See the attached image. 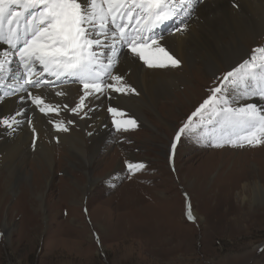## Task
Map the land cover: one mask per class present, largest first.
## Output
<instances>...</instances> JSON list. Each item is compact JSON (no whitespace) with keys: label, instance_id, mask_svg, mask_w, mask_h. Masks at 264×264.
Instances as JSON below:
<instances>
[{"label":"rangeland","instance_id":"obj_1","mask_svg":"<svg viewBox=\"0 0 264 264\" xmlns=\"http://www.w3.org/2000/svg\"><path fill=\"white\" fill-rule=\"evenodd\" d=\"M258 47L264 34L246 59ZM234 67L192 73L189 93L169 111L162 101L157 114L145 113L147 125L117 131L112 123L89 166L58 139L51 171L28 161L14 182L0 166V264H264V196L252 193L254 184L264 189V144L212 146L217 132L195 127L198 118L175 140ZM129 163L145 167L133 173Z\"/></svg>","mask_w":264,"mask_h":264},{"label":"snow or ice","instance_id":"obj_2","mask_svg":"<svg viewBox=\"0 0 264 264\" xmlns=\"http://www.w3.org/2000/svg\"><path fill=\"white\" fill-rule=\"evenodd\" d=\"M196 4L197 0H0V43L8 48L0 53V73L13 63L9 56L18 57L23 72L16 76L15 91L26 93L40 112L59 115L61 107L77 115L86 107L92 111L89 107L92 100L102 96L113 98L109 90L124 95L138 94L124 83L121 75L112 71L120 61V49L127 47L148 68L179 66V61L159 44L160 38L153 30L181 15L190 16ZM101 48H107L110 55L98 51ZM253 53L250 59L228 71L219 86L211 89L212 95L177 131L176 141L182 134L191 133L194 118H198L197 128L205 122L218 126L212 146L227 144L243 148L264 144V108L256 103H237L252 97L264 100V47L254 49ZM48 77H54L60 85L69 81L79 83L84 93L79 102L74 107L54 106L45 102L43 93L30 91L51 87L53 80ZM55 94L66 95L64 91ZM11 95L12 92L4 93L0 102ZM89 97L92 100H88ZM107 111L117 131L137 126L134 119H125L126 113L120 108L109 106ZM21 115L23 113L17 111L15 115L0 119V126L11 135L22 123L17 119ZM49 122L57 131H68L64 120ZM171 147L174 150L176 143ZM144 167L142 163L128 164L133 173ZM186 215L190 221L195 220L190 204Z\"/></svg>","mask_w":264,"mask_h":264},{"label":"bare ground","instance_id":"obj_3","mask_svg":"<svg viewBox=\"0 0 264 264\" xmlns=\"http://www.w3.org/2000/svg\"><path fill=\"white\" fill-rule=\"evenodd\" d=\"M170 22L171 24L168 21L164 27L160 26L153 31L160 38L159 44L179 61V68L147 69L143 61L135 58L128 48L124 47L120 49V61L112 71L121 75L124 83L134 88L138 94L124 95L111 93L109 90L112 99L102 96L98 100H92L89 97L88 100H92L89 105L92 111L86 107L79 115L63 107L59 115L55 112L45 115L31 103L26 93L15 91L16 76L21 74L23 69L19 67L18 57L9 56L8 59L13 63L7 65L5 71L0 73V97L6 92H12L13 95L4 97L0 102V119L15 115L17 111L23 113L17 116L22 123L11 135L0 126V166L8 174L9 180L15 182L24 177L20 172H25L28 161L51 171L55 163L53 144L57 139L61 150H67L72 157L78 158L83 167L89 166L102 149L107 134L112 131V121L109 122L110 118L107 116L109 106L120 108L126 113L125 119H136L137 125L144 126L148 124L145 113L157 114V107L162 101V106L169 111L177 105L178 96L183 98L184 93H189V76H203V70L211 77L215 76L221 67L227 71L242 63L247 58L250 47L264 34V0H197L190 16L181 15ZM133 26L134 23L130 24L129 30ZM178 27L183 30L177 31ZM117 47L120 48L119 45ZM6 51L7 46L0 43V53ZM98 51L110 55L107 48ZM48 79L53 80L51 87L30 89L35 94L43 93L46 103L74 107L79 102V97L84 94L79 83L69 81L60 85L54 77ZM4 84L7 86H3ZM181 86L184 88L180 93L176 89ZM173 89L176 90L174 93ZM57 91H64L66 95L57 96ZM21 96L25 99L21 100ZM240 101V105L256 103L264 108V100L259 97ZM84 112H87V116H84ZM49 120H64L68 131H57ZM69 120L73 123L68 124ZM214 129L215 127L212 132L215 133L218 127ZM86 139L90 142L89 146ZM103 159L105 158L101 160ZM33 176H36L35 173ZM257 184L252 186V193L253 198L260 201L261 196H264V189ZM32 191L34 190L30 193ZM37 191L38 188L34 192ZM245 194L246 190L238 196L244 198Z\"/></svg>","mask_w":264,"mask_h":264},{"label":"crops","instance_id":"obj_4","mask_svg":"<svg viewBox=\"0 0 264 264\" xmlns=\"http://www.w3.org/2000/svg\"><path fill=\"white\" fill-rule=\"evenodd\" d=\"M103 254H105L103 251H101Z\"/></svg>","mask_w":264,"mask_h":264}]
</instances>
